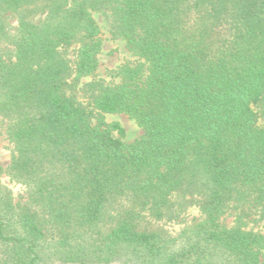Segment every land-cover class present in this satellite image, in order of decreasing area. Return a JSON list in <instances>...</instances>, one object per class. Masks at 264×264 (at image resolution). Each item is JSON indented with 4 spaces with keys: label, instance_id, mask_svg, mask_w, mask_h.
I'll return each instance as SVG.
<instances>
[{
    "label": "trees",
    "instance_id": "16d2710c",
    "mask_svg": "<svg viewBox=\"0 0 264 264\" xmlns=\"http://www.w3.org/2000/svg\"><path fill=\"white\" fill-rule=\"evenodd\" d=\"M97 13L135 57L118 83ZM261 119L264 0H0V264H264Z\"/></svg>",
    "mask_w": 264,
    "mask_h": 264
},
{
    "label": "rangeland",
    "instance_id": "374dc122",
    "mask_svg": "<svg viewBox=\"0 0 264 264\" xmlns=\"http://www.w3.org/2000/svg\"><path fill=\"white\" fill-rule=\"evenodd\" d=\"M95 18L101 27L103 48L99 57V69L95 80H101L107 84H114L119 82L116 71L125 63L135 60L133 54L128 50L125 42L121 39H115L111 34V19L103 13L95 14ZM13 22V21H12ZM91 78L84 79L83 82H89ZM107 123H118L124 130V136L121 137L117 132L114 136L121 138L126 143H132L142 135V129L139 125L129 118L126 114L106 115ZM259 125L264 127V119H261ZM12 144L5 134L3 129H0V163L3 167H7L11 160ZM4 182L9 185L15 193L20 191V186L10 182L9 178L4 176ZM200 211L197 206L188 207L182 214L178 221L170 222L163 221H150L151 229L162 230L170 234L178 233L183 227L194 223L200 219ZM233 217H227L226 224L231 225ZM249 228L255 231L264 233V221L249 222Z\"/></svg>",
    "mask_w": 264,
    "mask_h": 264
}]
</instances>
